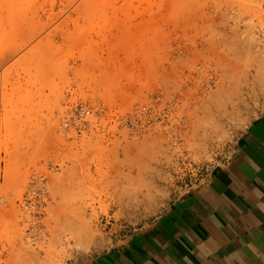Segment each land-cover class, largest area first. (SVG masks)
<instances>
[{
    "label": "rangeland",
    "instance_id": "rangeland-1",
    "mask_svg": "<svg viewBox=\"0 0 264 264\" xmlns=\"http://www.w3.org/2000/svg\"><path fill=\"white\" fill-rule=\"evenodd\" d=\"M262 111L264 0H0V264L103 253Z\"/></svg>",
    "mask_w": 264,
    "mask_h": 264
},
{
    "label": "crops",
    "instance_id": "crops-1",
    "mask_svg": "<svg viewBox=\"0 0 264 264\" xmlns=\"http://www.w3.org/2000/svg\"><path fill=\"white\" fill-rule=\"evenodd\" d=\"M74 264H264V111L203 181Z\"/></svg>",
    "mask_w": 264,
    "mask_h": 264
},
{
    "label": "bare ground",
    "instance_id": "bare-ground-1",
    "mask_svg": "<svg viewBox=\"0 0 264 264\" xmlns=\"http://www.w3.org/2000/svg\"><path fill=\"white\" fill-rule=\"evenodd\" d=\"M250 81H251V80H250ZM244 82H245V81H244ZM259 82H260V80H259ZM260 85H261V84H260ZM253 88H254V87H253ZM261 90H262V89H261ZM261 90H260V91H261ZM261 96H262V95H261ZM236 101H237V100H236ZM242 101H243V100H242ZM230 104H231V103H230ZM240 108H241V107H240ZM228 111H229V110H228ZM240 111H241V110H240ZM222 116H223V115H222ZM222 116H221V117H222ZM220 120H221V119H220ZM211 121H212V120H211ZM212 122H213V121H212ZM223 123H224V122H223ZM203 125H204V124H203ZM223 125H224V124H223ZM206 127H207V125H206ZM219 127H220V126H219ZM220 128H221V127H220ZM205 132H206V131H205ZM206 136H207V135H206ZM210 137H211V136H210ZM149 191H150V190H149ZM136 195H137V194H136ZM146 195H147V194H146ZM89 235H90V234H89ZM93 235H94V234H93ZM82 236H83V235H82ZM82 236H81V235H78V238L82 239ZM84 236H85V234H84ZM91 236H92V235H91ZM89 238H91V237H89ZM95 239H96L95 237H94V238L92 237L91 239H89V241L92 240L91 242H93ZM97 240H99V242H97V244H99V243H100V239H97ZM84 241H86V240H84ZM89 243H90V242H89ZM89 243H88V244H89ZM94 243H96V242H94ZM94 243H93V245H95ZM88 246H89V245H88ZM96 246H97V245H96Z\"/></svg>",
    "mask_w": 264,
    "mask_h": 264
}]
</instances>
